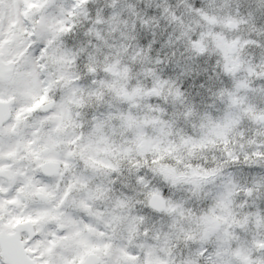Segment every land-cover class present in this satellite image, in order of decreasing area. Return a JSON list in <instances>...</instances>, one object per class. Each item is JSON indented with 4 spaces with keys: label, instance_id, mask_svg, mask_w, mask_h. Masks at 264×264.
<instances>
[{
    "label": "clouds",
    "instance_id": "1",
    "mask_svg": "<svg viewBox=\"0 0 264 264\" xmlns=\"http://www.w3.org/2000/svg\"><path fill=\"white\" fill-rule=\"evenodd\" d=\"M0 65L21 81L0 80L11 107L35 105L23 114L29 124L77 90L80 103L67 105L71 120L55 148L60 159L86 146L90 158L87 167L74 158L90 179L71 197L87 207L60 204L62 180L18 161L49 195L29 188L19 203H5L6 231L29 246L53 240L67 229L38 214L59 212L91 225L90 241L109 244L97 253L104 264H207L218 246L239 264L231 250L245 243L254 262L264 261L252 244L264 240V0H0ZM55 127L46 121L44 130ZM0 183L9 187L6 177ZM98 187L103 192L89 198ZM153 189L162 206L150 202ZM13 195L9 187L0 199ZM227 212L243 227L206 233L201 217ZM226 229H239V240L223 239ZM41 247L37 260L69 259L76 249L55 244L41 257Z\"/></svg>",
    "mask_w": 264,
    "mask_h": 264
},
{
    "label": "snow or ice",
    "instance_id": "2",
    "mask_svg": "<svg viewBox=\"0 0 264 264\" xmlns=\"http://www.w3.org/2000/svg\"><path fill=\"white\" fill-rule=\"evenodd\" d=\"M9 79L14 83L20 84L21 81L12 76L11 73L4 69L0 65V80ZM103 83V82H101ZM22 93H26L25 87H19L17 89ZM77 90L73 88L65 101L57 106V111L52 115H45L38 121H34L29 124L24 121L23 114L30 112L35 105L29 108L13 109L11 107L13 97L8 95L5 97V89L0 88V179L7 178V184L9 187H13L16 195L11 196L9 200L0 199V208L5 203H19L21 194H26L29 188H35V185L39 183L38 180L31 174L26 168H20L17 166V162L30 161L35 164L39 169L36 175L42 177V179H48L49 177H59L62 180L60 186V195L58 200L60 204H63L65 200H68L71 204H78L81 207H87L83 200L75 201L71 200V197L77 190L87 189L88 181L90 177L79 169V164L74 161V158L79 156L85 167L90 163V158L85 154L84 148L81 150L65 151L62 158H57L56 144L58 143V131L64 126L65 122L71 120V114L68 112L67 105L69 103H80L76 98ZM39 103V101L37 102ZM108 119L112 118V114H104ZM119 119L130 124L133 118L130 115H120ZM104 117L102 116L96 124V129H99L103 123ZM23 121V123H22ZM46 121H55L56 127L44 130ZM72 144L73 141H68ZM165 175H171L175 180V173L169 169H164ZM46 173L47 175H43ZM9 187H5L3 183H0V193L9 191ZM44 188H35V193L39 195H49ZM102 188H96L94 191L89 190V198H94L95 195L102 193ZM150 202L153 206H162L164 201L161 199L162 193L156 189H153L148 193ZM123 201L117 200V207L123 206ZM59 206V205H57ZM174 205L169 206V210ZM41 217L56 219L62 229H67L62 235L55 236V239L46 242L37 241L36 245L29 246L25 241L19 239L14 232L5 230V226L0 224V256L4 257L6 264H104V261L97 255L100 249H108V243H96L90 241L85 235L84 231H95L84 220H76L71 217H64L62 213L50 212L39 213ZM138 218L132 217L127 221V227L129 231L135 228ZM202 222L206 226V233L214 231L221 225H227L229 223L239 224L243 227V222L235 219L231 212H227L225 216H214L211 213L201 217ZM113 225L120 227L124 223L123 218L117 215L112 217ZM19 223V220H15ZM9 225L13 221L8 222ZM257 223H260V218L257 217ZM240 230L237 229L233 233L230 229L224 231L223 239L225 240H239ZM64 243L76 245L75 254L69 258L61 261H53L49 259L37 260L34 253L40 248V256L44 257L45 254H51L52 245ZM257 248L264 249V240H253ZM124 256H128V253L123 252ZM231 255L238 257L239 264H264V261L254 262L250 258V249L247 243L240 247H235L231 250ZM118 264V262H117ZM144 264H152L150 259H145ZM207 264H232V261L225 254L222 247H217L214 252L208 257Z\"/></svg>",
    "mask_w": 264,
    "mask_h": 264
}]
</instances>
